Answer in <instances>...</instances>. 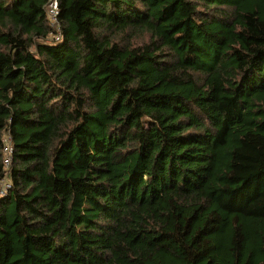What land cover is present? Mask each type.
<instances>
[{"label": "trees", "instance_id": "1", "mask_svg": "<svg viewBox=\"0 0 264 264\" xmlns=\"http://www.w3.org/2000/svg\"><path fill=\"white\" fill-rule=\"evenodd\" d=\"M58 1L0 0V264H264V0Z\"/></svg>", "mask_w": 264, "mask_h": 264}, {"label": "built area", "instance_id": "2", "mask_svg": "<svg viewBox=\"0 0 264 264\" xmlns=\"http://www.w3.org/2000/svg\"><path fill=\"white\" fill-rule=\"evenodd\" d=\"M47 13L50 19L51 26L55 30V38L56 40H61L62 38V32H61V23L59 20L60 15V6L58 0H48V6H47ZM4 142V163L5 166H9L13 162L14 157V149L12 145V140L10 136H7L3 139ZM11 187V184L9 181L4 182L3 186L0 188V194L6 195L8 189Z\"/></svg>", "mask_w": 264, "mask_h": 264}]
</instances>
